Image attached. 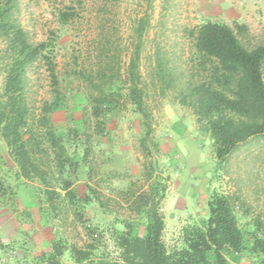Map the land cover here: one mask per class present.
<instances>
[{
  "label": "rangeland",
  "instance_id": "obj_1",
  "mask_svg": "<svg viewBox=\"0 0 264 264\" xmlns=\"http://www.w3.org/2000/svg\"><path fill=\"white\" fill-rule=\"evenodd\" d=\"M11 4L12 17L29 42L52 41L50 55L59 84L56 92L44 60L27 70L28 121L40 143L34 156L42 178H22L0 138V264H47L54 243L63 247L61 264L115 260L119 253L115 238L124 223L139 235L143 233V216L129 210L121 191L141 179L142 164L149 161L154 174L167 183L160 208L162 240L169 251L184 246L185 232L206 227L207 203L213 194L231 197L248 248L254 236L264 237V137L249 138L219 163L213 140L198 126L191 110L179 103L173 86L160 94L152 84L158 55L184 77H206L187 36L189 30L206 22L245 25L248 32L243 43L248 48L264 43V0H12ZM64 11L72 16L61 23ZM146 17L149 26L142 36L138 66L159 146L157 153L150 148V159H144L139 146L141 116L122 86L137 39V20ZM101 44L107 47L102 55ZM108 49L120 59L124 75L114 89L121 87L123 98L96 120L81 73L94 72L99 54L100 61L111 56ZM262 72L264 79V66ZM2 81L0 69V90ZM57 95L63 106L49 113V124L43 126L38 121ZM48 126L77 167L71 164L64 172L58 171ZM65 182L76 193L72 200L63 190ZM47 190L58 194L52 203L47 202ZM73 247L90 256L77 263ZM224 255L226 264H253L256 259L249 251L226 250ZM207 258L209 264L214 263L212 253Z\"/></svg>",
  "mask_w": 264,
  "mask_h": 264
},
{
  "label": "trees",
  "instance_id": "obj_2",
  "mask_svg": "<svg viewBox=\"0 0 264 264\" xmlns=\"http://www.w3.org/2000/svg\"><path fill=\"white\" fill-rule=\"evenodd\" d=\"M12 0H0V69H3V81L0 90V138L9 155L24 179L40 178L42 170L34 156V149L39 141L29 128V107L26 102L25 89L27 70L38 60L47 65L52 85L58 86L50 51L52 41L33 44L20 24L12 17ZM69 9V8H68ZM68 11L60 15V22L66 23L71 18ZM149 26V19L139 18L134 29L137 39L132 43L125 71L126 98L141 116L139 146L144 159H150V148L157 153L158 143L153 137L151 110L145 105V88L142 85L139 60L143 33ZM245 25L206 22L187 32L200 70H206V77L186 76L169 68V61L159 55L155 60V71L152 75L153 86L159 87V93L172 88L177 91L179 103L190 109L196 123L204 129L216 146V159L219 163L241 143L252 137H264V43L248 48L243 40L247 36ZM100 53L105 54L107 47L101 44ZM109 50V49H108ZM114 51V50H113ZM109 52H111L109 50ZM106 60H101L95 71L86 75L81 73L88 87L86 97L91 104V115L98 120L110 110L117 107L123 98L121 87L114 89L122 82L120 59L116 52H111ZM119 53V52H118ZM208 67V69H206ZM80 74V73H75ZM183 77V79H180ZM120 89V90H119ZM57 92V89L55 90ZM63 106L57 95L55 100L44 109L38 121L43 126L49 124L48 114ZM24 135H28L25 138ZM47 137L50 145L57 150L55 166L64 172L67 165L77 167L72 157L56 137L51 126H48ZM150 154V155H149ZM154 164L143 163L141 179L130 182L122 190L124 201L129 210L143 216L144 230L141 235L133 226L124 223V230L115 238L119 250L113 261L100 260L98 264H209L208 254L215 259L213 264H226L224 252L234 253L249 251L256 259L253 264H264V237H253L250 248L246 246L245 233L239 228L234 215L231 197L213 194L207 203L208 219L206 227L192 229L183 235L184 246L169 251L162 235L164 218L161 213V202L164 199L167 183L154 174ZM42 178V177H41ZM71 184L65 182L63 190L70 200L75 198ZM48 203H52L58 194L45 191ZM104 209V205L100 203ZM3 244L0 242V250ZM94 249V247H89ZM71 253L77 263L88 259L90 253L75 247ZM63 247L54 243L47 257V264H61Z\"/></svg>",
  "mask_w": 264,
  "mask_h": 264
}]
</instances>
